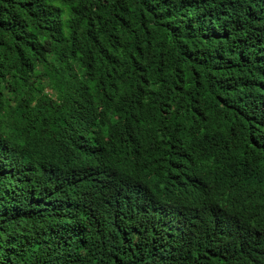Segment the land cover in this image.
Here are the masks:
<instances>
[{
    "label": "trees",
    "instance_id": "1",
    "mask_svg": "<svg viewBox=\"0 0 264 264\" xmlns=\"http://www.w3.org/2000/svg\"><path fill=\"white\" fill-rule=\"evenodd\" d=\"M0 264H264V0H0Z\"/></svg>",
    "mask_w": 264,
    "mask_h": 264
}]
</instances>
